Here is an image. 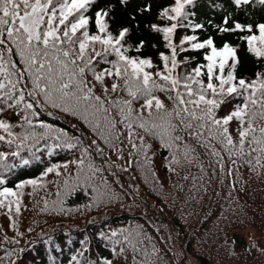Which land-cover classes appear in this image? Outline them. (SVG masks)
<instances>
[{
  "label": "snow or ice",
  "instance_id": "6c2138e0",
  "mask_svg": "<svg viewBox=\"0 0 264 264\" xmlns=\"http://www.w3.org/2000/svg\"><path fill=\"white\" fill-rule=\"evenodd\" d=\"M230 2L233 6H250L254 0ZM256 2L264 6V0ZM94 3L95 0H0V115L6 112L18 115L22 121L18 126L26 129L24 134L17 136L11 130L13 125L0 119V129L7 133V138L0 135V142L11 146L19 139V150L11 152L13 158L20 157V150L27 148L33 159L40 160L43 152L38 145L44 141L43 146L47 148L48 140L54 139L56 143L52 147L77 150L80 157L47 167L41 177L49 173L59 177L60 169L67 170L70 165H76L83 171L87 161L91 174H85L84 182L91 185L95 175L104 171V166L128 170L105 158V147L109 153H116L117 160L123 159L127 149V164L131 167L135 163L134 152L142 153L145 159H149V146L144 143L146 136L159 138L162 146L171 148L173 143L183 140L181 135L175 133L186 131L189 136L199 139L205 136L206 130L208 135L201 146L209 148L210 154L218 157L217 163L223 168L220 153L206 141L219 139L226 148L232 146L228 125L234 120L240 124L238 154L244 155L243 145L246 141L261 145L259 151L264 152V127L259 129V137L255 135L254 127L257 116L264 118V71H257L249 78L239 75L237 47L226 38L231 34L247 32L239 39L246 42L247 51L264 58V23L244 25L232 17L224 16L216 27L218 33L224 34L219 46L211 36L200 42H195L197 37L194 35L185 36L180 40L179 50H185V43L190 44L192 49H208L204 55L207 63L193 68L191 73L174 75L180 64L172 34L183 26L180 20L191 15L186 11V6L195 3V0H174V6L164 9L161 15L176 22L165 27L156 24L149 26L152 31L164 34L171 49L170 56L160 54L163 71H156L155 76L164 83L157 84L153 73L146 70L153 68L152 61L140 58L146 41L141 39L130 46L138 54L135 56L129 54L130 47H126L133 29H139L137 15L149 12L150 4L128 12L132 0H108L104 8L94 14L98 31L92 33L90 19L85 13ZM117 5L125 9L132 23L116 26L114 33L109 21L115 19L113 12ZM194 27L202 29L203 25L196 24ZM156 91L169 94L167 98L172 102V111L162 112L165 104L153 95ZM125 92L128 99L120 95ZM141 99L144 103L140 108H133V104ZM240 99L242 103H233ZM229 106L228 113L218 118L217 113ZM46 108L71 116L77 121L73 125L75 132L87 128L95 138L86 143L84 137L71 134L67 129H58L54 124L40 119ZM52 114L47 112L49 116ZM213 129L216 130L215 135ZM250 134L251 139L248 140ZM30 140L32 143L27 144ZM194 151V148L189 149L185 144L186 157ZM48 154L51 155V152ZM235 154L230 152V155ZM96 157L101 158L99 168L95 165ZM21 159L25 166L30 163L29 159ZM256 159L259 164L260 157ZM6 160L7 154L0 152V166L15 167L3 163ZM228 174L231 175V171ZM72 179L79 181V174ZM4 183L5 180L0 179V185ZM68 183L66 178L65 186ZM37 184V179H29L18 183L16 188ZM77 186L73 184L72 191ZM93 190L96 191L95 187ZM20 195L22 192L3 187L0 189V198H4L0 199V208L7 207L10 214L11 205L15 203L16 212L19 213ZM9 197L17 199L13 201ZM115 235L116 232H112V236ZM124 239L126 246L133 252L143 251L146 257H158L154 245L151 252L147 248L137 247L143 245L145 239L149 242L152 240L142 225H136ZM124 250L122 247L121 252ZM104 264H111V261H104ZM143 264L149 262L146 260ZM152 264H155L154 260Z\"/></svg>",
  "mask_w": 264,
  "mask_h": 264
},
{
  "label": "trees",
  "instance_id": "16d2710c",
  "mask_svg": "<svg viewBox=\"0 0 264 264\" xmlns=\"http://www.w3.org/2000/svg\"><path fill=\"white\" fill-rule=\"evenodd\" d=\"M107 2L108 0H95V3L85 13L90 19L92 33L98 31L94 23V14L97 10L104 8ZM144 4H150L151 10L137 15L139 29H133L126 47H130L141 39L146 41L142 49L143 55L140 58L152 61L153 68L146 70L153 73V79L157 84H162L164 82L155 76V72L163 71L160 54L170 56L171 49L164 39V34L152 31L149 26L156 24L158 27H165L176 22L169 21L167 17L161 15L164 9L174 6V0H132L127 11L134 12L137 7H142ZM186 11H189L191 15L180 20L183 26L178 27L172 34V43L177 47V61L180 64L176 73H173L174 75L191 73L193 68L207 63L204 55L209 51L208 49H192L190 44L185 43L183 45L185 50H179L180 40L185 36H196L197 41L195 42L211 36L214 38V43L219 46L222 44L221 36L224 34L218 33L216 27L221 24L224 16L232 17L234 21L244 25L264 23V6L256 0L250 6H233L230 0H195L194 5L186 6ZM113 15L115 19L109 21V27L114 33L116 26L132 23L125 9L119 5ZM211 19L214 22H211ZM196 24L203 25V28H195ZM247 34V32L236 33L226 37L233 46L237 47L240 61L238 74L245 78L252 77L257 71H264V58L256 57L247 51L246 42L239 39L241 35ZM255 34L258 35V32ZM129 54L138 55L131 47ZM118 82L123 83V81ZM180 90L183 91V88L181 87ZM120 95L123 99L129 98L126 92ZM153 95L164 102L165 108L162 112L172 111L173 105L167 98L168 93L156 91ZM142 102L144 103L143 99L134 103L133 108L139 109ZM233 103H242V99ZM225 108L217 115L222 114ZM16 112L19 113V109ZM47 112L53 114L49 116ZM153 112L155 114L154 108ZM0 119L13 125L11 130L17 136L26 132L24 127L18 126L22 121L16 114L6 112L0 115ZM40 119L54 124L58 129H67L71 134L84 137L86 143H90V140L95 138L91 136L87 128L75 132L73 125L77 124V121L51 108H46ZM260 119L261 117L257 116L254 124ZM235 127L240 129L239 125ZM260 128L256 131L259 132ZM175 134L181 135L183 140L173 143L171 148L162 146L159 138L146 136L144 143L149 146L147 153L149 159H145L142 153L134 152L135 163L131 167L127 164L129 159L127 149H125L123 159L117 160L116 153H109V149L105 147V158L115 161L117 165L128 170L108 169L104 166V171L95 175L91 185L84 182L85 174H91L87 168V161L83 171L76 165H70L67 170L60 169L59 177L55 173L41 177V173L47 167L80 157V152L77 150L52 147L56 143L54 139L48 140L47 148L43 146L44 141L38 145L43 152L40 160L33 159L32 153L28 152L27 148L20 150V157L13 158L11 152L19 150L17 149L19 139H16L11 146L6 142H0V152L7 154V160L3 163L15 165L11 168L0 166V179L5 180L4 185H0V189L9 187L13 191L22 192L19 196V213L16 212L15 203L11 205L10 214L7 207L0 208V264H104V261L116 263L118 256L124 257V261L120 264H143L146 260L149 264H152L153 260L155 264H185L183 260L185 257H192L197 264H213L214 259L211 256H205L201 251L207 242L200 234L199 250L196 249L199 243L191 239L194 235L191 231L186 232L182 237L176 235V230L180 228L179 218L182 217L176 198L179 196L187 198L186 202L191 206L190 193L183 183L185 179H192L191 175L194 172L192 166L201 167L200 159L206 160L207 165L210 166L212 163L210 156L215 162L218 157L212 156L209 148L201 146L208 135L206 130L205 136L199 139L189 136L186 131ZM215 134L216 130L213 129V135ZM0 135L7 138V133L3 129H0ZM248 138L251 139V136L249 135ZM239 139L233 140V145L227 148L219 139H208L206 142L220 153L223 158V167L226 166L224 158H227V165H231V169L234 168L231 174L233 193L229 202L232 204L240 199L250 204L261 202V211L264 212V189L256 187L264 185V163L262 162L264 152L256 148L257 144H249L246 141L243 147L248 149L243 150L244 155H239ZM26 143L31 144L32 141ZM185 144L189 149H195L188 157L184 154ZM49 152L51 155L48 154ZM230 152L237 154L230 155ZM257 156L260 157L259 164ZM21 157L29 159L30 163L25 166ZM159 161L162 164H157ZM232 161L235 163H231ZM168 162H171V170L165 166ZM95 165L98 168L101 167V158H95ZM180 170L185 171L187 175L182 182L178 181ZM158 173L161 174L160 177ZM77 174L80 177L79 181L72 179ZM66 178L69 180L67 186L64 184ZM29 179H37L38 184L36 186L25 185L22 189L16 188L18 183ZM160 180H162V185ZM73 184L78 185L75 191H72ZM94 187L96 191L93 190ZM8 199L15 201L17 198L9 197ZM5 204L7 205V200ZM235 212L240 214V210ZM261 220L258 219L257 226L263 229L262 224L259 223ZM248 224L254 225V222L245 217L237 228L241 230ZM136 225H142L147 235L152 237L151 242L145 239L144 244L137 247L147 248L151 252L154 245L158 250V257H146L143 251L133 252L126 246L124 238L136 228ZM165 231L171 233L179 241L183 255L176 252L175 239L172 236L163 235ZM112 232H116V235L112 236ZM209 244L214 249L212 255L216 253L219 255L218 264H232L228 263V253L247 247L245 239L237 231H232L230 234L224 233L220 240L210 239ZM122 247L125 248L123 252H121Z\"/></svg>",
  "mask_w": 264,
  "mask_h": 264
},
{
  "label": "rangeland",
  "instance_id": "374dc122",
  "mask_svg": "<svg viewBox=\"0 0 264 264\" xmlns=\"http://www.w3.org/2000/svg\"><path fill=\"white\" fill-rule=\"evenodd\" d=\"M201 22H203V19ZM138 102L139 101L135 103ZM229 109V107H226L222 114L217 115L218 118L226 115ZM237 125L240 126L239 122L235 120L230 122L228 125L229 134L234 141L239 139V129L235 127ZM254 126H256V130L264 126V118L258 120ZM255 135L259 137L260 133L256 131ZM248 140L250 139L248 138ZM260 147L261 145L257 144L256 148L259 149ZM244 149L246 150L248 148L243 147V150ZM210 160L212 163L210 166H208L206 160L200 159L202 166H192V169L194 168V172L191 175L192 179H185L183 183L190 193L191 206H189V203L186 202L187 198L182 196L176 198V201L179 203L180 213L182 215V217L179 218L180 228L176 230V235L182 237L184 234H186V232L191 231L194 233L191 239L192 241L199 243V246L196 247V249L199 250L201 246L199 238L200 234L207 242L205 248L201 249V251H203L205 256H211L214 259L212 260L213 264H218L219 255L217 253L216 255H212L214 249L209 244L210 239L220 240L224 236V233L230 234L232 231H237L245 239L247 247L239 251H230L227 255L228 263L255 264L256 262L257 264H264V251H261V249H264V212L261 211L262 203L256 202L250 204L248 201L240 199L239 201H235L231 204L229 202V198L233 192L231 175L228 173L229 171L232 173L234 168L231 169V165H227V158H224L226 166L223 168H221L220 164L215 162L211 156ZM262 162L264 163V160ZM160 163L162 164L160 161L157 162V164ZM165 166H167V169H172L171 162H168V164ZM254 167L255 164L253 168ZM180 172L181 173L178 174V181L182 182L184 177H187V175L185 171L180 170ZM160 175L161 174L158 173L159 177ZM160 182L162 185V180H160ZM190 184L191 186H189ZM256 187L259 189H264V185H258ZM237 210H240L241 215L238 212H235ZM255 215L256 218H254ZM245 217H247L248 220L254 222V225L248 224V226L246 225L245 227L241 228V230H239L237 227L241 225V221ZM259 218L262 219L259 223L262 224L263 229H260L257 226ZM163 235L165 237L172 236L175 239V237L168 231H165ZM170 240L172 241L173 239L171 238ZM175 245L176 252L182 253L180 250L181 244L177 239H175ZM183 260L185 264H197L192 257H185ZM122 261H124V257L118 256L116 258V263L112 262L111 264H120Z\"/></svg>",
  "mask_w": 264,
  "mask_h": 264
}]
</instances>
